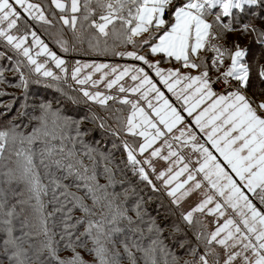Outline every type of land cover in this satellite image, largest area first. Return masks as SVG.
I'll use <instances>...</instances> for the list:
<instances>
[{
	"label": "snow or ice",
	"instance_id": "obj_1",
	"mask_svg": "<svg viewBox=\"0 0 264 264\" xmlns=\"http://www.w3.org/2000/svg\"><path fill=\"white\" fill-rule=\"evenodd\" d=\"M17 6L37 24L49 28H56L59 24L56 43L64 52L76 51L75 43L87 42L92 50H111L114 55L143 61L159 80H154L144 67L131 65L121 68L118 65L82 64L77 61L69 70L65 67V60L49 49L32 29L28 19L17 11ZM216 9L219 10L214 12ZM209 17L212 19L209 20ZM256 21L264 22V0H50L48 7L32 0H0V40L26 57L31 71L56 81L66 82V78H70L79 86L73 89V85L69 84L68 89L72 91H66L57 85L62 98L56 103L63 109L54 108L48 101L40 105L43 125H47L48 117H54V129L43 132L50 139L40 150L39 160L29 149L16 150V167L0 172L3 177L0 180V232L6 235L0 247V264H4L5 259L9 264H89L77 250L79 248L93 253L96 264H121V253L115 248L117 241L114 239L118 235L122 236L119 242L131 264H137L133 249L143 255L144 264H158V254L163 255L165 264H178L177 258L159 239L163 229L155 219L150 220L148 232L154 233L157 238L146 247L136 239L137 234L143 235L144 230L139 225L147 215L142 196H137L132 208L136 214L134 219L128 215L129 210L123 202H117L119 193L106 192L117 182L112 168L105 165L108 185L95 183V173L87 175L88 168L80 153L75 151V144H83V136L87 133L81 131L82 121L64 115L65 110L81 102V97L84 102L101 106H107L112 101L128 107L126 116L122 108H117L114 117L117 126H108L112 134L121 140L120 145L113 147H122L126 151L132 172L153 192L161 189L145 168L147 165L152 173H156L152 157L170 161L167 169L155 175V180L160 181L166 195L171 198V204L176 207L207 184L202 199L182 212L181 220L190 227L195 224L204 227L194 214L211 215L215 218V229L197 231L195 245L188 240L177 241L193 257L184 264H264V114L257 110H264V100L254 106L246 94L252 87L253 63L248 60L250 48L241 44V40L253 34L255 41L264 47V27ZM65 27L71 30L75 43L63 39ZM229 33L235 36L230 47L220 43ZM109 41L112 42L111 48ZM121 44L132 45L133 50L116 52ZM33 45L39 50L34 52ZM144 48H147V53L142 55L138 50ZM203 52H211L212 56L202 55ZM41 55L50 58L64 76L56 75L47 68V60L39 62ZM148 55L159 58L150 61ZM7 59L11 60V57ZM226 59L230 63L221 71ZM165 60H174L178 66L163 67ZM253 61L256 62L255 74L259 78L256 88L264 90V64L258 63L257 56L253 57ZM23 64L22 60L16 61L15 71L20 72L21 84L27 88L28 80L20 71ZM84 68L101 72L100 79H93L92 72L81 77ZM108 68L116 74L114 78L108 79L110 73L102 71ZM125 77L133 82L128 87L121 83ZM101 83L105 89L117 87L123 95L90 90V87L95 89ZM162 88L171 93L177 103H173ZM129 94H133L134 98H130ZM185 113L193 119L192 124L186 123ZM97 119L93 117L94 121ZM99 127L104 128V123L101 122ZM65 130L75 131L72 148L64 145L65 139H73L64 135ZM196 130L203 134L204 143L199 142ZM39 131L34 129L31 135L24 137L15 127L0 130V160L5 159V152H11L17 141L23 144L27 140L31 145L38 139ZM125 134L134 139L142 138V142L133 146L124 138ZM55 140L60 141L59 146L51 144ZM158 141H161L160 146L154 148ZM83 146L86 149L84 155L91 159L96 149ZM189 146L198 156L195 162H185V156L180 152V148ZM165 148L167 155H162ZM146 152L148 157L137 158ZM102 158L105 161L112 159L110 154H102ZM193 163L198 166L190 167ZM201 174L202 178L198 180L197 176ZM69 180L85 182L83 187L86 195L92 198L93 206L101 200L97 190L105 189L103 199L107 201V213L101 212L99 220L90 218L97 213L84 202L83 197L68 191L69 185L64 181ZM13 183L22 187L19 190L11 188ZM80 186L77 184V187ZM132 191L135 192V189ZM49 194L51 199L48 204L58 205L51 212L46 210L45 203ZM68 195L73 196L74 206L82 209L85 217L76 218L75 223H71L72 217L67 214L60 221L61 231L57 233L54 218L64 212L61 197ZM10 196L16 198L11 205ZM124 196H128L127 189ZM25 205H29L38 218L35 234L44 237L29 248L23 247L19 242L21 238L14 235L13 221L24 212ZM81 224L86 225L83 232L78 231ZM21 226L28 225L22 223ZM174 232H181L179 225H174ZM24 235L30 236L31 233ZM89 240L92 241L91 248L88 247ZM218 249L223 250V256ZM62 251H70L71 255L62 257Z\"/></svg>",
	"mask_w": 264,
	"mask_h": 264
},
{
	"label": "trees",
	"instance_id": "obj_2",
	"mask_svg": "<svg viewBox=\"0 0 264 264\" xmlns=\"http://www.w3.org/2000/svg\"><path fill=\"white\" fill-rule=\"evenodd\" d=\"M50 2V0L48 1ZM219 9L214 10L218 11ZM25 19H28L29 24L32 29L37 32V35L43 37L49 45L55 43L54 29L49 28L47 25L37 24L35 21L29 19L26 15H23ZM212 19V17H211ZM227 22V17L224 18ZM260 26L261 21H256ZM58 25V24H57ZM20 27L23 28V24H20ZM264 27V26H262ZM57 28V27H56ZM73 35V34H72ZM233 40L235 36L231 33L228 34ZM258 35V34H257ZM56 36V35H55ZM249 41L247 47L250 48V55L248 57L249 62L253 60L254 56H259L260 52L264 54V47L257 43L254 39L253 34H249ZM232 40L229 42L231 43ZM50 41V42H49ZM243 40H241V43ZM109 43H112L109 41ZM257 43V44H255ZM76 51L72 58H90L85 52L84 44L75 43ZM123 46V44H122ZM131 46V45H127ZM231 46V44H230ZM255 46V48H253ZM133 47V46H132ZM87 54V56H86ZM66 57H69L65 53ZM86 56V57H85ZM11 57V60L7 59ZM22 60L24 64L21 65L20 71L23 72L24 77L28 80V86L25 88L21 84L20 72L15 71L16 61ZM261 63V62H260ZM31 66L27 63V58L23 57L21 54H18L16 51L12 50L11 47L6 46V43L0 40V71L3 72V75L0 76V130L8 129L15 127V130L18 133H21L24 137H27L32 134L34 129H39L37 133L38 139H36L31 145L28 144L27 140L23 144L19 141L15 143L11 152H5V159L0 160V172H5L8 168L16 167V160L18 159L14 155V151L29 149L35 154V159L39 160V152L45 147V141L50 139L43 135L45 130L51 131L54 129L53 120L54 117H48L47 125L44 126L41 116L40 105L45 102H51L53 107L63 106L57 105V100L62 98L61 92L57 90V85L66 91H72L68 89V85H73V89L77 88L70 78L65 80L56 81L52 78L41 77L34 71L30 70ZM56 75L64 76L59 70H55ZM58 73V74H57ZM36 80H40V83H35ZM74 95H78L73 92ZM114 103V102H113ZM113 103H109L107 106H101L99 104L89 102H84L81 97V102L78 105L69 107L64 111V115H71L74 120L82 121L80 127L81 131H86V135L83 136V144L76 143L75 151L80 153V158L83 160V163L88 168L87 175L92 176L95 173V183L99 185H108L109 176L105 172V165L114 170V180L117 181L112 186L106 189L107 193H119V200L117 202H123V206L126 207L128 215H131L135 219V212L132 211L134 203L137 199V196H142L144 198V210L147 215L144 216V222L139 226L144 230L143 235L137 234L136 239L141 244V246H148L152 239H156L154 233L148 232V227L151 219H155L157 224L163 229L159 239L163 242L164 245L168 247L171 253L177 258L178 264H184L185 261L192 260L193 257L189 254L186 248H181L178 244V240H188L192 245L196 244V233L197 230L193 226L186 225L180 216V211L178 207L172 205L168 201V196L166 193L161 190L159 192H153L150 187L146 185V182L142 181L137 174H134L131 170V165L127 162L126 151L122 147L114 148L113 145H120L121 140L119 137L114 136L108 127L109 125L115 127L117 126L116 121H111L109 116L105 111H108L113 106ZM98 117L99 119L93 120V117ZM103 122L105 127H99V124ZM59 134V132L57 133ZM64 135L67 137H72L73 139H65L64 145L66 148H72L73 141L76 139V134L74 130H65ZM51 144L59 146L60 141L55 140L51 141ZM83 145H88L91 148L96 149V152L93 153L92 158L89 159L84 152L86 149ZM102 154H110L112 159L111 161H105L102 158ZM116 165L119 167L117 168ZM43 172V170H41ZM3 177L0 176V180ZM46 182V181H45ZM64 183L69 185L68 191L75 194V196L83 197L84 202L93 209L97 215L90 217L92 219L99 220L100 213H107L108 209L106 207L107 201L103 199L105 194V189H98L97 195L101 197V200L93 206V201L90 196L86 195V189L83 187L84 181L80 180H69L64 181ZM89 183H93L89 181ZM77 184H80V187H77ZM5 187H8L5 185ZM11 188L19 190L22 186H17L13 183ZM159 188V187H158ZM125 189L128 190V196L125 198L124 192ZM135 189V192L132 190ZM150 197V199H149ZM51 199V194L45 197V203L47 204V211L51 212L54 206L53 204H48V201ZM61 201L64 203L65 208L63 213H58L54 218L56 220L55 231L59 233L61 231L60 221L65 218L67 214H70L72 217L71 223H75L76 218H84L85 213L78 206L73 204V196L68 195L66 198L61 197ZM16 198L10 196L9 205L14 204ZM20 209L17 208L19 213ZM15 226L14 235L20 237V243L23 247L29 248L33 244H38L44 239L43 235L37 236L35 233L38 230V218L33 213L32 208L29 205L24 206V212L17 216L13 221ZM22 223H26L28 226L22 227ZM174 225H179L181 232H174ZM49 226L51 227V219L49 221ZM86 225H79L78 231L83 232ZM25 233H31L30 236L24 235ZM186 233V235H185ZM6 239V235L3 232H0V247H2L3 240ZM59 239V236H57ZM116 239L115 248L119 249L121 253V264H131V261L124 254L123 245L119 242L122 239V236L118 235L114 237ZM88 247H92V241H88ZM109 247H113L109 245ZM81 252L85 261H88L89 264H96V257L93 253L87 251L85 248L77 249ZM133 251L137 257V264H144L143 255L140 252ZM203 251V246L201 245V252ZM31 254V253H30ZM62 257L70 256V251H62L60 253ZM158 264H165V259L162 254L157 256ZM172 257L169 256L168 260L171 261ZM9 264V261L4 260Z\"/></svg>",
	"mask_w": 264,
	"mask_h": 264
},
{
	"label": "rangeland",
	"instance_id": "obj_3",
	"mask_svg": "<svg viewBox=\"0 0 264 264\" xmlns=\"http://www.w3.org/2000/svg\"><path fill=\"white\" fill-rule=\"evenodd\" d=\"M49 0H32V2H35V3H42L43 5H45L46 7H48L50 5V2H48ZM17 11H21V15H26L22 12V10L17 6ZM57 11V18L59 16V12L58 10ZM50 19L52 18L51 16L49 17ZM209 20H211V17H209ZM262 26H264V22L261 23ZM59 24L57 25V28H59ZM57 28L54 29V36H53V39L55 41V43H53L52 45H49L48 42H46V40H44L43 37H40L44 43H46L49 47V49L53 52H55L58 56H60L61 58H63L66 62L65 64V67H68L69 70L71 69L72 66H75L76 62L79 61L81 62L82 64L83 63H87V64H107L109 66H121V68L123 66H128V65H131V66H137V67H144L146 71H149V75H151L153 77L154 80L158 81L159 80V77H156L155 76V72L152 71V70H149L147 68V65H145L143 63V61H137L135 60L134 58L132 57H128V56H120L118 54L114 55L112 53L111 50L107 51V52H103V51H95V50H92L88 47L87 45V42L84 43V47H85V52H87L88 56L90 58H87V54H86V58H80V59H76V58H72L71 56L74 55V51H68V52H64L60 45L58 43H56V40L58 38V36L56 35L57 33ZM56 35V36H55ZM39 36V35H38ZM73 35H72V32L71 30H69L67 27H65L63 29V39L65 40H68L70 43H75V41H73L72 39ZM235 39V38H234ZM232 39L230 38V36L228 35L227 38L225 40H221L220 43H223L225 44L226 46H229L230 47V44L229 43ZM50 42V41H49ZM250 43L249 41V37H245L243 39V42L241 43L242 46H248L247 44ZM29 44H31V39H29ZM257 44V43H255ZM76 47V45H75ZM109 47L111 48V43H109ZM253 48H255V46H253ZM38 47H36L35 45H33V51H38ZM133 50V47L132 45L131 46H127V45H119L117 46L116 48V52H121V51H132ZM140 52V54H146L147 53V48H144L142 50H138ZM65 53H67V55H69V57H66ZM202 55H206L208 57H211L212 56V53L211 52H203ZM159 57H156V56H152V55H148V59L151 61V60H154V59H158ZM38 60L39 62L43 63L45 62V60H47V63H46V67L47 68H50L53 72L55 70H59V72L61 74H64L63 72H61V70L59 68H57L55 66V63L50 59V58H47L46 56L44 55H41L40 57H38ZM210 62V60H209ZM261 62V63H260ZM230 63L229 60H225V64L221 67V71H224L228 64ZM250 63H253V79H252V87H250L247 91V95L248 97L254 102V106L257 105L261 100H264V90H257L256 86L259 84V78L258 76L255 74L256 73V62H254L253 60L250 62ZM258 63L259 64H264V54H262L260 52L259 56H258ZM173 65H177V62H175L174 60L169 62L167 60H165L163 63H162V66L163 67H172ZM178 66V65H177ZM120 69H118L119 71ZM102 71H106V72H109L110 75L108 77V79H111V78H114V76L116 74L114 73H111V69L108 68V69H103ZM92 72L93 73V79H100L101 77V72H94L93 69L91 68H84L82 69V72H81V77H83L84 75L88 74ZM58 74V73H57ZM193 74H195V71L193 72ZM39 75V74H38ZM69 75H70V71H69ZM41 76V75H39ZM42 77V76H41ZM72 83L76 86V87H79L78 85L75 84L74 81H72ZM121 83H123L125 85V87H128L129 85H131L133 82L130 80L129 77H125V79L123 81H121ZM90 90H99V91H103L105 92L106 94H111V95H123V94H120L118 92V88L117 87H113L112 89H105L104 87V84L101 83L99 84L95 89H92L90 87ZM162 90L165 92V95L169 97V99L171 101H173V103H177L176 100H175V97L167 92L166 89H163ZM129 97L130 98H134L133 97V94H129ZM92 103V105H94V102H90ZM109 103H113L112 101H109ZM117 108H122L123 109V115L126 116L128 115L129 113V109L127 106H123V105H120L119 103H113V106L111 107L110 110L108 111H105L103 113H106L107 116H109L110 120L111 121H116L115 120V115H116V109ZM261 114H264V110H261V109H257ZM185 117H186V123L188 124H192L193 123V119L191 117H187L186 113L184 114ZM117 122V121H116ZM195 130V129H194ZM197 131V136H198V139H199V142L200 143H204V138H203V134L199 133L198 130ZM174 133L176 135H179L178 132H176L174 130ZM124 138L128 140V142L130 144H133V146L137 145L138 143L142 142V138H136L134 139L131 135L129 134H125L124 135ZM161 144V141H158L156 145H154L153 147H159ZM207 146V145H206ZM174 147H178L177 145H174ZM151 150H149L150 152ZM180 152L182 155L185 156V162H187L188 160H191L193 162H195L197 159H198V156L193 153L191 150H190V146L189 147H184V148H180ZM215 155L218 156L217 153L214 152ZM149 153L146 152L143 154V156H139L138 155V159H144L146 157H148ZM162 155H167V149H163L162 150ZM219 158V156H218ZM152 163L153 165L155 166L156 168V173H152L151 172V169H148L147 168V165H145V168L146 170L149 171V175L150 177L153 179L154 183H156L157 187H159L161 190H163L162 186H161V183L160 181H157L155 180V175L158 174L160 171L162 170H165L169 167L170 165V161H165L164 159L160 158V157H152ZM173 160L175 158H172ZM222 159V158H221ZM198 165H196L195 163L191 164L190 167H196ZM202 178V174L201 175H198L197 176V179H201ZM207 184H205L204 188H202L201 190L197 191V192H194L191 196H189L188 198H186L182 204L180 205V207H178L180 213L182 212H186L188 211L191 207H194L197 203H199V201L202 199V193L204 191L207 190ZM164 191V190H163ZM165 192V191H164ZM168 201L171 203V198L168 197ZM229 214H231V212H229ZM181 216V214H180ZM194 218L197 219V220H200L203 222V226L201 224H195L193 226V228L197 231H201V230H204V231H213L215 229V218L211 215H204V214H201V213H196L194 214ZM223 222V218H221V223ZM218 251L221 252V255L223 256V250L222 249H218ZM4 264H7V262L4 261Z\"/></svg>",
	"mask_w": 264,
	"mask_h": 264
},
{
	"label": "built area",
	"instance_id": "obj_4",
	"mask_svg": "<svg viewBox=\"0 0 264 264\" xmlns=\"http://www.w3.org/2000/svg\"><path fill=\"white\" fill-rule=\"evenodd\" d=\"M217 91H221V89H217Z\"/></svg>",
	"mask_w": 264,
	"mask_h": 264
}]
</instances>
